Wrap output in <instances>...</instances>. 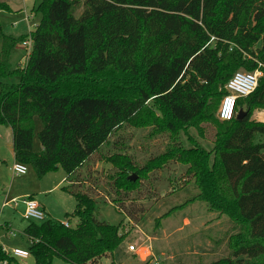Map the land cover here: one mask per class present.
Wrapping results in <instances>:
<instances>
[{"label": "trees", "instance_id": "16d2710c", "mask_svg": "<svg viewBox=\"0 0 264 264\" xmlns=\"http://www.w3.org/2000/svg\"><path fill=\"white\" fill-rule=\"evenodd\" d=\"M3 10L12 11L0 1ZM36 11L41 18L29 34L7 36L0 25V78H18L0 81V125L11 129L14 161L39 178L58 166L78 178L123 125L176 139L208 123L215 140L210 150L175 141L143 166L125 153L104 156L114 170L108 178L116 197L80 191L73 178L63 190L76 201L78 223L66 227L49 218L29 221L23 230L35 264L54 258L99 264L112 257L124 235L121 224L101 217V206L125 213L123 197L170 161L187 166L199 190L193 200L239 228L230 236V256L205 264H264V143L257 141L264 122L250 119L264 109V69L255 90L236 100V113L243 108L246 116H216L230 77L264 66V0H42ZM28 39L24 67L12 69L11 49ZM35 118L42 123L39 151ZM132 174L135 181L128 179ZM4 262L19 264L0 244Z\"/></svg>", "mask_w": 264, "mask_h": 264}, {"label": "rangeland", "instance_id": "374dc122", "mask_svg": "<svg viewBox=\"0 0 264 264\" xmlns=\"http://www.w3.org/2000/svg\"><path fill=\"white\" fill-rule=\"evenodd\" d=\"M41 1L9 0L12 11H0V25L4 35L17 38L34 31L41 18V14L36 11ZM15 6L20 8L19 11H15ZM80 12L81 9L78 14ZM1 45L2 41L0 48ZM259 45L260 43L256 47ZM30 49L31 43L17 44L11 49L9 62L12 69L24 67ZM257 69L262 76L264 66L259 64ZM241 70L244 69L238 71ZM1 80L18 83L17 77L0 78ZM250 119L264 122V109H255ZM41 127L42 123L35 118L33 143L35 151L41 149L38 140ZM214 140L215 128L208 123H203L200 129L189 128L187 133L180 132L176 139L167 133L158 134L152 127L137 128L123 125L112 135L109 143L103 145L79 169L80 184H76L75 187L93 196L102 197L105 192H109L111 197H116L108 178V174L114 173V170L110 163L103 160L104 156L115 152L125 153L136 165L143 166L147 160L166 152L174 143L180 142L185 148L197 143L210 150ZM257 141L264 143V136L259 135ZM13 159L11 129L0 125V224L9 223L14 234L12 238L5 237L4 229L8 231V228L5 226L3 229L0 228V244L7 251L13 248L28 249L23 229L29 221L22 218L24 209L22 198L10 201L8 206L3 205L12 197L10 190L14 192L16 188L29 185L47 190L66 175L58 166L57 169L39 178L27 165V172L24 175L30 173L34 178L29 183H20V177L24 175L13 174L11 170ZM186 170L187 166L170 161L161 169L150 172L147 178L141 180L137 191L123 197L124 203L121 208L127 215L111 204L101 206V217L110 224H121L120 233L124 238L114 251V256L103 258L99 264H111V260L117 264H154L155 259L159 264H205L230 256V236L238 232V226L226 215L209 211L205 202L193 200L199 190ZM66 185L67 183L63 182L57 192L49 194L47 191L41 196L54 211L56 218L61 221L68 220L71 226H75L78 223V218L73 215L76 201L71 194L63 190ZM66 214L70 216L67 217ZM130 244L138 247L137 252L128 250ZM16 260L19 264H35L31 255ZM52 264L70 263L54 258Z\"/></svg>", "mask_w": 264, "mask_h": 264}, {"label": "built area", "instance_id": "2783aa9c", "mask_svg": "<svg viewBox=\"0 0 264 264\" xmlns=\"http://www.w3.org/2000/svg\"><path fill=\"white\" fill-rule=\"evenodd\" d=\"M214 38L212 37L211 40ZM31 40L28 39L24 41L22 44L27 45L30 44ZM261 76V72L256 69L254 71H236L230 79L225 84L224 88L226 89L227 93L220 101L218 110H217V117L220 121H228L231 120L236 114V100L239 97L247 96L248 94L252 93L255 88L257 87L258 79ZM227 113V115H225ZM11 170L14 175L20 176L24 175L27 172V165L14 161L12 164ZM24 205L22 218L27 221H35L41 222L46 219L44 211L41 209L39 203L30 197H26L22 200ZM66 227H69L70 224L66 221L62 222ZM1 227L5 225H0ZM11 237L14 236L13 233H9ZM5 250V249H4ZM128 250L130 252H137L138 247L134 244H130L128 246ZM9 252L12 257L15 258H26L29 256V251L25 249L13 248ZM5 264V262L3 263ZM154 264H159L158 261L155 259Z\"/></svg>", "mask_w": 264, "mask_h": 264}, {"label": "crops", "instance_id": "0c3cea01", "mask_svg": "<svg viewBox=\"0 0 264 264\" xmlns=\"http://www.w3.org/2000/svg\"><path fill=\"white\" fill-rule=\"evenodd\" d=\"M2 1H4V2H6L10 7H11V9H12V6H11V4H10V2H9V0H2ZM21 1H26V0H21ZM19 9L20 8H18V7H16L15 6V11H19ZM14 157V156H13ZM14 160V159H13ZM32 176H34V175H30V173L29 174H27V175H24V176H21L20 177V183H22V182H25V183H29L30 181H32L33 180V178L34 177H32ZM75 177V176H74ZM73 176H70V177H68L67 175H65V178L63 179V178H60L59 180H58V182H56L55 184H53L52 185V187L51 188H49V189H45V190H41V188H33L32 186H25V187H22V188H16V190H14V192H12L11 190H10V193L12 194V197L8 200V201H5L4 203H3V205L4 206H8V203L10 202V201H13V200H17V199H19V198H22V200L24 199V198H26V197H30V198H33V199H35L38 203H39V205H40V207H41V209L44 211V213H45V216H46V219H49V218H51V219H53V220H56V221H60V222H63V221H61L60 219H58V218H56V216L54 215V211L53 210H51L50 209V207L48 206V203H46V200L41 196L42 194H46V192L47 193H53V192H57L58 190H59V188L61 187V185H62V183L63 182H66L67 184H69L70 182H72L74 179H76V182H74V183H77V184H80V181H78L77 182V180H79V179H81V177H79V179L78 178H74ZM74 178V179H73ZM72 180V181H71ZM75 181V180H74ZM38 187H39V185H38ZM61 192V191H60ZM63 194V193H62ZM72 196V195H71ZM108 204H110V203H108ZM22 205H23V203H22ZM112 205V204H111ZM113 206V205H112ZM23 207H24V205H23ZM1 225V224H0ZM2 225H5V227H7L8 228V231L6 230V229H4L5 230V233H3V236H5V237H10V238H12L10 235H9V233H13V231L11 230V227H10V224L9 223H4V224H2ZM26 227V226H25ZM24 227V228H25ZM0 228L1 229H3L1 226H0ZM24 230V229H23ZM3 247V246H2ZM3 249H5L4 247H3ZM6 250V249H5ZM113 256H114V253H113ZM112 256V257H113ZM108 258V257H107ZM112 261V260H111ZM116 263V262H115ZM117 264V263H116Z\"/></svg>", "mask_w": 264, "mask_h": 264}, {"label": "water", "instance_id": "95a60500", "mask_svg": "<svg viewBox=\"0 0 264 264\" xmlns=\"http://www.w3.org/2000/svg\"><path fill=\"white\" fill-rule=\"evenodd\" d=\"M246 114H247V111L244 110L243 108H240V109L237 111V113H236V118L239 119V120H241L244 116H246ZM136 177H137V176H136L135 174H132V175H130V176L128 177V179L131 180V181H135V180H136Z\"/></svg>", "mask_w": 264, "mask_h": 264}, {"label": "clouds", "instance_id": "9594fccd", "mask_svg": "<svg viewBox=\"0 0 264 264\" xmlns=\"http://www.w3.org/2000/svg\"><path fill=\"white\" fill-rule=\"evenodd\" d=\"M225 115H227V113Z\"/></svg>", "mask_w": 264, "mask_h": 264}]
</instances>
